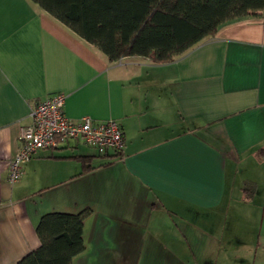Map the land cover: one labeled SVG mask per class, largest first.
Wrapping results in <instances>:
<instances>
[{
    "label": "crops",
    "instance_id": "obj_1",
    "mask_svg": "<svg viewBox=\"0 0 264 264\" xmlns=\"http://www.w3.org/2000/svg\"><path fill=\"white\" fill-rule=\"evenodd\" d=\"M58 92L74 120L117 119L123 149L43 150L11 184L21 126ZM84 210L71 264H264V11L154 63L0 0V264L40 247L45 213Z\"/></svg>",
    "mask_w": 264,
    "mask_h": 264
},
{
    "label": "trees",
    "instance_id": "obj_2",
    "mask_svg": "<svg viewBox=\"0 0 264 264\" xmlns=\"http://www.w3.org/2000/svg\"><path fill=\"white\" fill-rule=\"evenodd\" d=\"M112 61L148 57L167 63L225 23L258 16L264 0H32ZM79 213L42 215L36 231L41 245L15 264H71L85 249Z\"/></svg>",
    "mask_w": 264,
    "mask_h": 264
},
{
    "label": "built area",
    "instance_id": "obj_3",
    "mask_svg": "<svg viewBox=\"0 0 264 264\" xmlns=\"http://www.w3.org/2000/svg\"><path fill=\"white\" fill-rule=\"evenodd\" d=\"M66 94L55 93L38 101L30 111V123L22 125L19 147L9 165V182L20 181L25 165L40 151L59 148L70 143H83L100 155L121 151L124 132L117 119L94 121L90 116L78 120L65 113Z\"/></svg>",
    "mask_w": 264,
    "mask_h": 264
},
{
    "label": "rangeland",
    "instance_id": "obj_4",
    "mask_svg": "<svg viewBox=\"0 0 264 264\" xmlns=\"http://www.w3.org/2000/svg\"><path fill=\"white\" fill-rule=\"evenodd\" d=\"M93 149V148H92ZM96 153H97V151L95 150V149H93Z\"/></svg>",
    "mask_w": 264,
    "mask_h": 264
}]
</instances>
